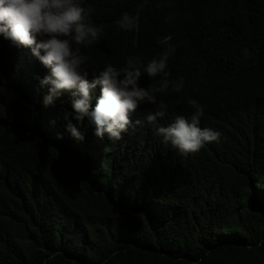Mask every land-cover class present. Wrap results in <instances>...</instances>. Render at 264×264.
Masks as SVG:
<instances>
[{
    "label": "trees",
    "instance_id": "1",
    "mask_svg": "<svg viewBox=\"0 0 264 264\" xmlns=\"http://www.w3.org/2000/svg\"><path fill=\"white\" fill-rule=\"evenodd\" d=\"M139 5L134 30L115 24ZM93 19L104 34L86 69L172 45L170 77L196 87L225 143L182 163L161 141L125 168L89 160L90 139L50 141L31 124L32 87L0 45V264H264V0H111Z\"/></svg>",
    "mask_w": 264,
    "mask_h": 264
},
{
    "label": "clouds",
    "instance_id": "2",
    "mask_svg": "<svg viewBox=\"0 0 264 264\" xmlns=\"http://www.w3.org/2000/svg\"><path fill=\"white\" fill-rule=\"evenodd\" d=\"M110 1L0 0V45L13 65L7 72L19 88L32 87V94H21L34 97L42 114L31 124L50 141L67 140L68 132L77 144L90 139L89 160L105 156L122 168L158 141L175 163L225 143L223 125L196 100V87L170 77L172 45L159 57L129 56L119 69L109 64L97 74L85 68V48L98 46L104 34L93 19L94 8ZM115 1L126 6L139 0ZM141 9L122 13L115 24L134 30ZM64 111L70 113L63 114L65 123L50 135L57 128L54 118Z\"/></svg>",
    "mask_w": 264,
    "mask_h": 264
}]
</instances>
